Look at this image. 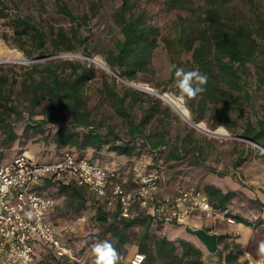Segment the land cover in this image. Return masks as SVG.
Wrapping results in <instances>:
<instances>
[{"label": "trees", "instance_id": "16d2710c", "mask_svg": "<svg viewBox=\"0 0 264 264\" xmlns=\"http://www.w3.org/2000/svg\"><path fill=\"white\" fill-rule=\"evenodd\" d=\"M162 3L166 10L183 12L173 21L170 31L161 36L170 56L169 80H177L173 65L185 71L199 70L208 77L204 85L206 91L194 100H186L192 119L198 121L206 117L231 131L239 128L240 137L264 147V0H163ZM0 5L3 12L5 1L0 0ZM58 7L71 20L80 23L81 16L73 14L65 3H58ZM115 20L122 37L105 53V61L124 79L137 80L142 73L150 70L151 58L160 37L158 26L150 21L146 9L137 10L135 3L129 0H122ZM13 22L16 31L20 35L26 34L32 46L31 51L23 48L29 57L34 53L43 57L74 50L75 32L69 35L63 28L47 32L28 16L14 17ZM92 69L87 63L60 58L27 64L0 63V130L4 143L37 135L38 139L48 140L56 148L67 147L54 158L34 157L37 161L58 160L65 151H69L78 157L117 169L120 179L126 178L125 185L128 187L134 186V167L119 163L109 165L95 159L98 157L95 154L101 153L104 147L120 154H130L135 139L139 138L152 151L172 145L168 157H182L179 145L177 142L171 144L165 131L153 127L148 129L151 120L160 111L168 112V108L160 110L152 98L144 112L135 116L133 107L140 99L138 92L127 89L120 94L106 82L109 103L114 114L120 118L124 133L115 123L106 122L103 117L93 114L86 93V82L93 76ZM56 121L61 125L45 134L46 125ZM17 125L22 126L20 134L16 130ZM189 149L185 148V153ZM88 150H92V155L87 156ZM120 179L117 178L118 181ZM53 184L58 185L61 191H70L82 199L75 205L76 210L87 199L81 188L86 186L55 176H45L37 189L45 193L44 189ZM205 190L212 205L218 208H223L235 195L234 190L223 192L213 185H206ZM95 194L107 206L105 211L98 209V216L100 221L107 222L113 237L111 243L116 250L121 251L126 243L134 241L128 229L140 225L143 231L135 241L138 251L144 254L142 264H154L156 261L165 264H206L203 249L192 241L172 239L150 230L152 224H177L139 206L133 207L128 216H123L118 202L109 203ZM56 208L57 203L47 214V219L54 224L62 239V232L52 219ZM108 216L112 220H108ZM232 218L254 228V235L242 244L226 233H219V264H248L246 258L242 259L245 252L255 258L264 257L259 250L261 239L257 235L258 227L264 224V220L258 217L249 221L238 214L232 215ZM75 251L86 257L88 262H96L94 254ZM59 261L69 260L57 259ZM251 264H261V261H252Z\"/></svg>", "mask_w": 264, "mask_h": 264}, {"label": "rangeland", "instance_id": "374dc122", "mask_svg": "<svg viewBox=\"0 0 264 264\" xmlns=\"http://www.w3.org/2000/svg\"><path fill=\"white\" fill-rule=\"evenodd\" d=\"M6 7L0 5V63L27 64L31 59L42 57L34 53L31 57L24 52L32 50V46L26 34L20 35L14 26V17L28 16L36 25L45 31H56L63 28L70 35L76 33L73 39L74 50L62 51L54 54L44 55L46 59H66L87 63L93 69V76L86 82V93L88 105L93 114L103 117L106 122L115 123L121 133H124V126L121 120L114 114L107 96L106 82L118 93L132 89L138 92L139 101L133 107V114L140 116L150 101L158 104L160 110L168 108V112L160 111L148 125V129L163 130L166 132L170 143L177 144L183 152L179 159L169 158L172 145L163 146L152 151L141 139L134 141V147L130 154H120L116 151L103 148L97 158L103 163H119L126 166L137 167L145 170H153L158 174V190L163 194H174L180 187H195L205 190L206 185H213L223 192L234 190L235 195L229 199L220 213L213 218L210 229L225 230L231 238L236 239L241 232L231 228L236 225V221L230 222L228 217L240 215L249 221H255L258 216L260 204L252 195L255 189L264 190V149L239 137L241 129L231 131L222 124L215 123L214 120L203 118L198 121L185 120L172 106L161 96L168 93L173 96L179 95L176 86L177 80H169L171 63L170 56L161 39L167 34L177 19L181 10H166L163 0H129L135 3L137 10L146 9L149 19L158 26L160 37L158 45L155 47L150 64V70L142 73L137 80L126 81L115 76L114 73L101 67L93 58L99 57L105 61V53L113 48L117 39L122 37L120 28L116 23V13L122 0H4ZM58 3H65L73 14L79 15L80 23L62 13ZM51 46L49 51H51ZM91 52V53H90ZM187 56H184L186 59ZM106 62V61H105ZM118 73L117 70L113 69ZM147 84L151 89L140 87ZM159 93V94H158ZM161 93V94H160ZM152 98V99H151ZM259 100V99H258ZM258 102V101H257ZM187 106V105H186ZM192 118V112L187 106ZM199 122L208 126V129L216 130L223 126L227 135L213 136L201 131L196 124ZM61 122H51L46 125L45 134L53 132ZM21 125H17L16 130L21 133ZM224 137V138H223ZM36 136L20 137L15 142L4 143L3 134L0 130V161L10 160L18 153L25 152L35 158L49 159L61 154L67 147L56 148L48 140L43 141ZM190 148L185 153V148ZM193 148V149H191ZM92 155V150L87 151V156ZM97 160V161H98ZM115 161V162H113ZM83 195L87 198L84 204L78 209H74L82 199L70 191H61L59 186L53 184L44 189V192L53 196L57 203V208L52 216L53 222L62 232V239L79 253L85 252L93 254L92 247L97 242H112L113 237L108 230L107 222H102L98 216V209L107 210V206L102 203L100 197L91 192L86 187H81ZM257 190V192H258ZM260 191V190H259ZM256 192V193H257ZM108 220H112L108 216ZM205 218L194 220L189 223L192 227H199L204 223ZM180 228V235H176L172 230ZM264 228L258 227V236L261 243L264 242ZM254 228L246 243L253 237ZM151 232L166 235L169 238H184L192 241L203 249L206 264H219L218 253L210 254L206 248L196 238L184 231L183 225L161 226L152 224ZM143 231L140 225L130 227L128 232L133 242L126 243L119 253L118 264H125L128 258L139 250L135 241ZM34 264H73L70 261L57 262L53 253L48 249L40 248L36 251ZM77 252V251H76ZM81 255V254H80ZM61 259V258H59ZM63 262V263H62ZM154 264H165L160 261Z\"/></svg>", "mask_w": 264, "mask_h": 264}, {"label": "built area", "instance_id": "2783aa9c", "mask_svg": "<svg viewBox=\"0 0 264 264\" xmlns=\"http://www.w3.org/2000/svg\"><path fill=\"white\" fill-rule=\"evenodd\" d=\"M45 176L73 180L109 203L118 202L123 216L139 206L159 218L184 226L220 213V208L213 206L207 192L200 188L180 187L174 194L161 193L158 174L153 170L134 167V186L128 187L126 178L120 179L117 169L69 151L58 160L42 162L23 152L0 163V264H34L40 243L58 259L66 258L74 264H96L76 253L47 219L56 200L37 189ZM228 220L235 221L231 216ZM143 260L144 254L136 251L125 264H142Z\"/></svg>", "mask_w": 264, "mask_h": 264}, {"label": "clouds", "instance_id": "9594fccd", "mask_svg": "<svg viewBox=\"0 0 264 264\" xmlns=\"http://www.w3.org/2000/svg\"><path fill=\"white\" fill-rule=\"evenodd\" d=\"M172 67L175 69L176 86L179 89V95L173 97V99L177 102L176 106L182 107L186 113L188 111L186 100H194L206 91L204 85L207 84L208 77L206 74L200 73L199 70L185 71L175 65ZM221 131H223L222 125ZM259 250L261 254H264V242L260 244ZM92 252L96 258V264H118L119 253L113 244L108 241L97 242L93 245ZM261 264H264V261Z\"/></svg>", "mask_w": 264, "mask_h": 264}, {"label": "crops", "instance_id": "0c3cea01", "mask_svg": "<svg viewBox=\"0 0 264 264\" xmlns=\"http://www.w3.org/2000/svg\"><path fill=\"white\" fill-rule=\"evenodd\" d=\"M113 162H115V161H113ZM110 164L113 165L114 163L111 162V163H109V165ZM260 188H264V186L261 185ZM255 190H256L255 192L252 191V195L258 201V203L260 204V206L258 208V216H259V218L264 220V190H261V189H259L260 191L258 189H255ZM257 190H258V192H257ZM212 221H213V218H206L204 220V223L202 225H200L199 227H204L208 231L217 232L218 234L225 230L223 227L222 228L220 227V229H215V230L214 229H210V227L212 225L211 224ZM231 228L235 229L236 231L241 232V234L236 239H237V241H239L242 244L246 242V240L248 239V236L251 233V226L245 225L244 223H241V222L236 223L235 226L231 225ZM172 231H173L174 234L180 235L179 234L180 233V228L179 227L175 228ZM39 246H40V248H44L45 249V246H43L41 243L37 244V248L36 249H39ZM243 258H246L248 260V264H251L252 261H256V260H260L261 262L264 261V257L255 258L249 252H245L244 255L242 256V259Z\"/></svg>", "mask_w": 264, "mask_h": 264}, {"label": "water", "instance_id": "95a60500", "mask_svg": "<svg viewBox=\"0 0 264 264\" xmlns=\"http://www.w3.org/2000/svg\"><path fill=\"white\" fill-rule=\"evenodd\" d=\"M43 58H46V57H38V58H33L31 60L32 61H36V60H41ZM111 70L114 72L115 76H117L118 78L126 81L119 73L114 71L112 68H111ZM240 138H242V137H240ZM243 139H245V140H247L249 142H252L253 144L259 146L262 149H264V147H262L259 144L255 143L251 139H248V138H243ZM184 231L187 234H189V235L193 236L194 238H196V240H198L201 244H203V246L206 248V250L210 254H214V253L217 252V250L219 248V241H218V233L217 232H210L204 227H192L189 224L184 225Z\"/></svg>", "mask_w": 264, "mask_h": 264}, {"label": "bare ground", "instance_id": "6f19581e", "mask_svg": "<svg viewBox=\"0 0 264 264\" xmlns=\"http://www.w3.org/2000/svg\"><path fill=\"white\" fill-rule=\"evenodd\" d=\"M0 50H1V46H0ZM93 61L96 62L98 65H100L101 67H104L106 68L107 70L111 71L112 73H114L111 68L108 66V64L101 58L99 57H96V58H93ZM140 87L142 88H145V89H151L149 88V86L145 83L139 85ZM159 94V93H158ZM161 94V93H160ZM161 96L172 106V108L177 111L185 120H188V121H191V116H190V113L189 111H187L186 113L184 112L183 108L182 107H179V106H176L177 105V102L173 99V95H170L168 93H163L161 94ZM197 128H199L201 131H204L206 133H209V134H212L213 136H225L227 135V132H225L224 130L221 131V127L217 128L216 130H209L208 129V126H206L204 123L202 122H199L198 124H196ZM224 138V137H223Z\"/></svg>", "mask_w": 264, "mask_h": 264}]
</instances>
